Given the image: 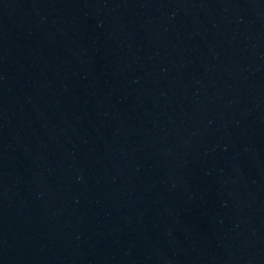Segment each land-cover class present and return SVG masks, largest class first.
<instances>
[{
  "label": "water",
  "instance_id": "95a60500",
  "mask_svg": "<svg viewBox=\"0 0 264 264\" xmlns=\"http://www.w3.org/2000/svg\"><path fill=\"white\" fill-rule=\"evenodd\" d=\"M0 264H264V0H0Z\"/></svg>",
  "mask_w": 264,
  "mask_h": 264
}]
</instances>
